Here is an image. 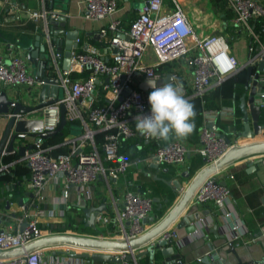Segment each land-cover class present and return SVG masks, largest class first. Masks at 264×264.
I'll return each mask as SVG.
<instances>
[{
	"label": "built area",
	"instance_id": "built-area-1",
	"mask_svg": "<svg viewBox=\"0 0 264 264\" xmlns=\"http://www.w3.org/2000/svg\"><path fill=\"white\" fill-rule=\"evenodd\" d=\"M84 16L94 19L106 18L97 32L104 39L103 47L107 51L100 54L98 50L88 43L82 44V49L73 48L70 51L69 65L61 70L59 60L62 52L56 49L52 39L47 19L56 20L62 11H48L46 8L27 10V16L40 19L42 42L49 52L48 69L58 77V85L62 88L61 100L65 105V118L79 120L82 131L67 140L68 148L52 151L50 146L44 145L38 137L32 141L30 149L24 151L20 161L28 167V179L37 202L48 203L45 209L38 207L35 215L57 213L63 214V208L57 203L65 205L69 196V188L63 187L60 194L55 196L51 183L63 178L64 185L71 184L76 193L77 202L91 200L93 183L98 178L114 182L119 174H124L130 161L124 152L119 150L122 141L142 136L135 127L137 115H150L148 95L134 85V76L141 73L144 78L157 79L158 64L185 56L191 69V84L194 92L202 94L212 82H220L225 75L236 69V61L229 52L228 44L223 35L211 33L199 36L187 21L183 11L176 0H170L168 9L163 8V0H144L142 7L131 19L125 28L118 18L110 15L116 8V0H82ZM232 10V22L242 26L248 33V61L255 63L264 56V37L252 28L255 17H264L263 0H226ZM7 9L11 14L21 12V6L16 0H6ZM151 47L157 62L145 64L140 61L145 48ZM85 75L73 77L70 73L81 72L85 67ZM260 79L263 87L259 96L264 98V67ZM103 76L104 79L103 80ZM99 79L104 103L90 106L85 113L78 108L79 103L91 100L95 92V82ZM0 80L7 84H35L42 82L41 76L27 70L23 58L11 55L4 60L0 55ZM264 105V101H263ZM203 125L198 132L197 144L187 147L181 140L170 138L164 143H157L153 150L146 154V158L155 163L175 164L183 162L186 154L191 150L204 158L205 163L214 162L232 144L227 141L216 129L207 126L208 122L216 118L233 120L232 107L219 109H206L202 112ZM16 117H27L25 113H16ZM54 123L47 128H53ZM89 122L90 125L87 123ZM98 133L101 150L97 148L95 134ZM65 142V143H66ZM66 143V144H67ZM88 146L87 149L83 148ZM135 162V160L131 161ZM150 187L126 184L120 198L109 196L108 212H98L95 215L96 224H113L114 234L108 238L127 240L143 233L148 223L141 222L151 212L153 199ZM229 188L221 182L215 173L205 177L194 190L190 203L205 206L210 204L220 209L223 216L229 217L228 210ZM59 198V199H58ZM162 215V214H161ZM159 217L153 220H158ZM149 222V221H148ZM236 224L231 225L234 230ZM41 229L37 224V217L27 221L22 230L0 229V250L22 246L29 240L40 236ZM237 236V234H234ZM162 238H175L176 232L165 229L159 234ZM129 250L131 256L128 260H121L118 264H139L134 256L135 252L142 250L147 244ZM127 251L116 252L122 257ZM218 257L214 250H209L196 260L204 264H212ZM76 264L82 258H76ZM42 255V249H32L20 256L0 258V264H49ZM251 264H263L258 260Z\"/></svg>",
	"mask_w": 264,
	"mask_h": 264
},
{
	"label": "crops",
	"instance_id": "crops-1",
	"mask_svg": "<svg viewBox=\"0 0 264 264\" xmlns=\"http://www.w3.org/2000/svg\"><path fill=\"white\" fill-rule=\"evenodd\" d=\"M21 6V12L11 14L7 9L6 0H0V55L4 60H8L11 55H17L24 59L27 70L34 73V69L26 59L29 50L36 48V36L39 34L38 44L42 41L40 19H32L27 16V10L46 8L48 11L59 10L65 17L64 30H77L79 40L76 49H82L85 42L95 47L100 54L107 51L103 47L104 39L98 34V28L103 25L106 18L94 19L84 16V7L82 0H16ZM144 0H116V8L110 15L118 18L123 27H127L131 19L137 14L138 9L142 7ZM183 11L187 21L199 36H206L211 33H219L227 41L229 52L235 58L236 69L225 75L222 81L212 84L200 95L194 92L191 84V69L186 61L185 56H180L171 61L158 64L157 71L159 78L164 77L167 73L171 74L169 80L174 85L182 84L183 93L186 100L193 106L195 116L192 120L194 124L193 132L181 141L189 148L197 144L198 132L203 125L202 112L206 109H219L220 107H232L234 113L233 120L216 118L215 124L218 131L234 141V131L241 127L240 110L237 106L238 96L242 93L245 97L248 90L244 89L245 67L248 61V44L249 36L247 31L240 25L232 22V10L226 0H176ZM171 5L170 0H163V8L166 10ZM252 22V21H251ZM64 36V32L61 36ZM264 34H262V37ZM39 53V51H38ZM38 56V55H37ZM62 58L59 60L61 70ZM141 62L145 64L156 63V57L151 49L147 46L141 56ZM256 62L252 63V65ZM88 72L86 66L81 72L74 71L70 74L73 77L85 75ZM253 72V69H252ZM45 74L51 76L49 69ZM263 73L261 72L260 75ZM144 78L141 73L134 76V85L137 87L138 82ZM106 79L103 76V80ZM168 81V82H169ZM263 87V81H260L255 91L254 98L259 102L260 111L258 123L263 126L264 130V105L261 104L259 92ZM40 83L35 84H7L0 80V90H4L8 98L19 99L23 104L35 105L40 93ZM95 94L91 100L79 103L78 108L85 113L89 103L95 106L104 103L106 99L102 95L99 79L95 82ZM45 99L50 98L49 91L44 95ZM27 116H38L36 111L25 113ZM7 122V116L0 114V136ZM88 125L89 122L87 123ZM83 127L79 120L66 121L64 127L59 131L43 138L44 145L50 146L52 151H60L68 148L67 140L75 137L82 131ZM63 134L62 140L53 141L55 136ZM52 137V140L48 139ZM97 145H99L98 133L95 134ZM264 136L258 137L263 139ZM130 140V139H129ZM130 141L122 148L125 156L130 161L129 166L124 174H119L114 182L108 178L106 182L103 178H98L91 190V200L77 202L76 193L71 184L64 185L63 178L51 183V189L55 196L60 194L63 187L69 188V196L65 205L57 203L58 207L63 208V214L57 213L35 215L38 207L47 209L50 205L44 202H37L35 195L30 196L33 192L28 179V167L20 161V156L13 154L10 156L0 157V229L14 230L17 228L21 219L25 216L27 221L37 217V224L41 229V235L50 230H59L68 233H78L93 235L98 237H110L114 234L113 224L102 225L96 224L91 228L84 225V215L81 210L83 207L97 205L104 202L105 210L108 212L109 196L112 194L120 198V194L126 187V184L134 187L136 185L150 187V194L153 199L151 212L153 219L159 217L166 211L175 199V195L170 194L168 186L161 178L172 180L177 177L179 172L189 168V176L193 174L200 166L203 165L202 157L192 150L186 154L183 162L175 164L155 163L146 158L157 143H164V140L141 139ZM32 141L31 137H26L18 141V144ZM67 144H66V143ZM236 142V141H235ZM238 143V141H237ZM16 148V147H15ZM85 149L88 146L84 145ZM27 150V149H26ZM263 155H247L240 159L234 160L221 167L214 173L229 188V217L223 216L220 209H216L210 204L198 206V209L207 210V214L202 217V223L199 228L193 232H186L185 227H176L178 219L174 220L169 229L176 232V248L171 255H167L169 263L167 264H204L196 260V257L204 255L209 250H214L218 257L212 260V264H251L252 261L258 260L264 264V163L261 161L254 162L257 157ZM135 160V162H131ZM155 164V166H152ZM176 173V174H175ZM179 178V176H178ZM182 183L187 181L179 178ZM184 180V181H183ZM17 181L19 185L15 184ZM183 184L179 188H183ZM7 187V188H5ZM178 193V192H177ZM168 197L165 202L164 199ZM59 199V198H58ZM21 200V203H18ZM161 203V209L159 208ZM78 222L81 227L72 229V223ZM148 223V221H146ZM236 224L234 230L231 225ZM237 234V236H234ZM231 242L229 245L228 242ZM66 246L59 245L42 249V255L49 264H76L78 259L64 254L51 255L52 250L64 249ZM75 252L88 251L83 248L70 247ZM161 253L156 249L152 259L149 254H141L136 257L139 264H161ZM83 264H118V262L91 261L83 258L80 260Z\"/></svg>",
	"mask_w": 264,
	"mask_h": 264
},
{
	"label": "water",
	"instance_id": "water-1",
	"mask_svg": "<svg viewBox=\"0 0 264 264\" xmlns=\"http://www.w3.org/2000/svg\"><path fill=\"white\" fill-rule=\"evenodd\" d=\"M65 17L60 15L56 20L47 19L49 30L52 34V39L55 42L56 49L62 52L61 67L66 69L69 65V56L71 49L78 46L79 40L77 38V30H64ZM64 32V36L61 33ZM40 35L36 36V48L29 50L26 59L34 69V73L41 76V88L38 95V101L35 105L23 104L19 99L8 98L4 90H0V114L7 116V122L0 136V157L10 156L17 154L23 155L26 149H30L32 141L38 137L41 139L59 131L64 127L66 123L65 118V105L62 98V88L57 84V76H48L45 74V70L48 69L49 52L46 50L45 44L38 39ZM39 51V53H38ZM38 55V56H37ZM264 67V56H261L256 64L249 63L245 67V81L243 82L244 89L249 88L248 95L242 93L238 96V108L240 110V122L241 127L238 131H234V141H231V146L220 155L214 162L205 163L202 157L203 165L200 166L192 175L189 176V168H185L183 172H179L177 177L172 180L161 178V180L168 186L170 194L175 195V199L172 201L169 208L164 211L158 220H153V216L149 215L141 219V222H148L146 230L132 238L127 240H119L108 237H98L93 235H85L78 233H68L64 231L50 230L40 236H37L22 246H16L9 249L0 250V258H10L14 256H20L32 249H43L47 247H54L63 245L64 249L52 250L50 253L52 256L56 254H64L66 256L74 258H86L91 261H104V262H120L121 260H128L131 256L129 250L136 247L145 245L150 240H154L152 244H147L142 250L135 252L134 256L138 257L141 254L148 253L150 259L157 249L162 257L161 264L169 263L167 257L173 254L176 245L175 238H162L159 234L167 229L169 225L176 219V227H185L186 232L196 231L202 223V217L207 214V210L198 209V205L190 203V198L199 185V183L208 175L219 170L221 167L228 163L245 157L247 155H263L264 154V138L258 139V137L264 136L263 126L258 123V115L260 111L259 102L254 98L255 91L260 84V73ZM253 69V72H252ZM171 79V74L167 73L162 78L151 79L142 78L137 88L149 94L152 89L148 86V80L156 81L157 86H160L164 82H168ZM49 91L50 98L45 99V93ZM260 97V96H259ZM261 98V104H263L264 98ZM36 111L38 116L16 117V113H30ZM55 122L53 128H47ZM216 120V119H215ZM215 120L208 122L207 126L213 129H218L215 124ZM218 131V130H217ZM227 141L230 139L222 131H218ZM26 137H31L32 141L27 143L18 144V141ZM236 141V142H235ZM238 141V143H237ZM16 147V148H15ZM261 161L264 163V157L255 158L254 162ZM152 166H155L153 164ZM176 174V173H175ZM186 179L182 181L178 178ZM222 182V181H221ZM223 183V182H222ZM20 182L17 181L16 185ZM184 185L183 188L181 185ZM7 188V187H5ZM178 192V193H177ZM29 195L33 197L34 192H29ZM168 197L164 199L166 202ZM264 202V197H263ZM21 203V200H18ZM161 209V203L159 208ZM84 215V225L94 228L95 227V215L105 210L104 202H100L97 205H90L81 208ZM27 224V219L24 216L19 222L17 229L22 230ZM230 245L231 242L229 241ZM70 247L83 248L88 251L75 252ZM127 252L120 257L116 252ZM168 255V256H167ZM261 262V261H259Z\"/></svg>",
	"mask_w": 264,
	"mask_h": 264
},
{
	"label": "clouds",
	"instance_id": "clouds-1",
	"mask_svg": "<svg viewBox=\"0 0 264 264\" xmlns=\"http://www.w3.org/2000/svg\"><path fill=\"white\" fill-rule=\"evenodd\" d=\"M152 91L148 95L150 115H137L136 130L146 138L167 141L186 139L194 130V106L185 99L182 84L148 80Z\"/></svg>",
	"mask_w": 264,
	"mask_h": 264
},
{
	"label": "trees",
	"instance_id": "trees-1",
	"mask_svg": "<svg viewBox=\"0 0 264 264\" xmlns=\"http://www.w3.org/2000/svg\"><path fill=\"white\" fill-rule=\"evenodd\" d=\"M252 28H253V30H254L256 33H258V34L262 37V34H264V17H262V16L255 17V18L252 20ZM66 121H70V120L66 119ZM62 138H63V134L60 133L59 135L55 136V138H54L53 141H59V140H62ZM48 139L52 140V137H50V138H48ZM96 140H97V138H96ZM135 140H137V137H136V138H133V139H130V140L122 141V143H121L120 146H119V150L125 153V151L122 149V148L125 146V144H127V143L130 142V141H135ZM43 141H44V140L42 139V142H43ZM97 141H98V140H97ZM44 142H45V141H44ZM140 142H142V140H140ZM43 144H44V143H43ZM97 148H98V150H101V146H100V144L97 145ZM125 154H126V153H125Z\"/></svg>",
	"mask_w": 264,
	"mask_h": 264
},
{
	"label": "rangeland",
	"instance_id": "rangeland-1",
	"mask_svg": "<svg viewBox=\"0 0 264 264\" xmlns=\"http://www.w3.org/2000/svg\"><path fill=\"white\" fill-rule=\"evenodd\" d=\"M263 2H264V0H263ZM72 229H78V228H80L81 227V225H80V223H78V222H74V223H72V225L70 226Z\"/></svg>",
	"mask_w": 264,
	"mask_h": 264
}]
</instances>
